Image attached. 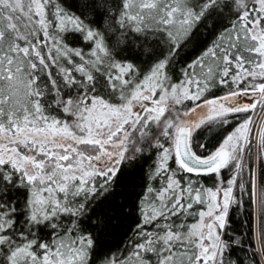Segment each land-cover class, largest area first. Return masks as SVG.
Masks as SVG:
<instances>
[{
	"label": "snow or ice",
	"instance_id": "snow-or-ice-1",
	"mask_svg": "<svg viewBox=\"0 0 264 264\" xmlns=\"http://www.w3.org/2000/svg\"><path fill=\"white\" fill-rule=\"evenodd\" d=\"M261 115L264 0H0V264H264Z\"/></svg>",
	"mask_w": 264,
	"mask_h": 264
},
{
	"label": "trees",
	"instance_id": "trees-1",
	"mask_svg": "<svg viewBox=\"0 0 264 264\" xmlns=\"http://www.w3.org/2000/svg\"><path fill=\"white\" fill-rule=\"evenodd\" d=\"M224 89H216L208 97H213L224 93ZM235 121L232 125L224 126L221 128L219 125L213 127L211 132H205L203 138L200 142L206 143L211 150L217 141L223 136H225L234 126ZM261 124H264V115H262ZM215 137V139H213ZM257 153V145H256ZM255 153V159L253 156V146H252V162L254 166H257V158ZM207 185H211L213 180L211 178H204ZM245 181H247V176H245ZM242 204L239 207H234L232 210V228L235 229L237 234H243L242 239L245 241V246L249 247L255 244L254 238V228H255V216L253 211V206L251 203V198L247 193L241 195ZM127 224L124 228H118L115 235L111 238L110 244L115 246L118 245L124 237V231L127 228Z\"/></svg>",
	"mask_w": 264,
	"mask_h": 264
},
{
	"label": "rangeland",
	"instance_id": "rangeland-1",
	"mask_svg": "<svg viewBox=\"0 0 264 264\" xmlns=\"http://www.w3.org/2000/svg\"><path fill=\"white\" fill-rule=\"evenodd\" d=\"M224 95V93L220 94V95H216V97H219V96H222ZM209 99H211L212 97H208ZM187 106L188 107H191V102H187ZM209 114V106H202L201 108H197L196 111L194 113H190L186 119L190 120V121H198L200 119H204L207 117V115ZM261 120H262V115L260 117V121L259 123L256 125L255 127V131L258 133L259 132V128H260V123H261ZM232 130V129H231ZM230 130V131H231ZM229 131V132H230ZM228 134V133H227ZM226 134V135H227ZM256 140L254 139L253 140V156H254V159H255V153H256Z\"/></svg>",
	"mask_w": 264,
	"mask_h": 264
}]
</instances>
